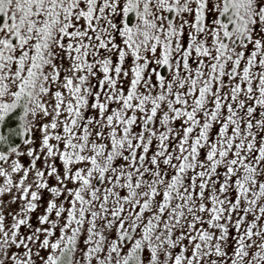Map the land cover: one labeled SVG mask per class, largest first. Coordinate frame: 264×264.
<instances>
[{
  "label": "snow or ice",
  "instance_id": "snow-or-ice-1",
  "mask_svg": "<svg viewBox=\"0 0 264 264\" xmlns=\"http://www.w3.org/2000/svg\"><path fill=\"white\" fill-rule=\"evenodd\" d=\"M0 264H264V0H0Z\"/></svg>",
  "mask_w": 264,
  "mask_h": 264
}]
</instances>
